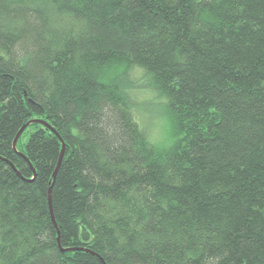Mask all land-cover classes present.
I'll return each instance as SVG.
<instances>
[{"label":"trees","instance_id":"1","mask_svg":"<svg viewBox=\"0 0 264 264\" xmlns=\"http://www.w3.org/2000/svg\"><path fill=\"white\" fill-rule=\"evenodd\" d=\"M0 264H264V0H0Z\"/></svg>","mask_w":264,"mask_h":264},{"label":"rangeland","instance_id":"2","mask_svg":"<svg viewBox=\"0 0 264 264\" xmlns=\"http://www.w3.org/2000/svg\"><path fill=\"white\" fill-rule=\"evenodd\" d=\"M142 72L137 71L132 75L139 91L135 93L137 117L142 126L146 129L150 139L157 145L168 148L172 144L173 138L170 131V120L168 112L162 99L157 95L149 84L150 80L142 77ZM30 130L26 132L21 141L28 140Z\"/></svg>","mask_w":264,"mask_h":264},{"label":"water","instance_id":"3","mask_svg":"<svg viewBox=\"0 0 264 264\" xmlns=\"http://www.w3.org/2000/svg\"><path fill=\"white\" fill-rule=\"evenodd\" d=\"M32 122H39V123H42L48 127H50L57 135L58 133L47 123L45 122L44 120H41V119H32L30 121H28L26 124H24V126L19 130V132L17 133L16 137L14 138L13 140V147L16 149V144H17V140L19 138V136L21 135V133L25 130V128ZM59 136V135H58ZM59 138L61 139L62 141V152L60 154V157L58 159V162H57V165H56V168L53 172V175H52V180H51V185H50V188H49V205H50V212H51V216H52V219L54 221V223L56 224V219H55V216H54V211H53V206H52V187H53V184H54V181H55V178H56V175H57V172H58V169L60 167V164L62 162V159H63V155H64V150H65V144H64V141L62 140V138L59 136ZM34 172H35V169L33 168ZM73 249H78V248H67V249H64L63 251H67V250H73ZM80 249H85V248H80Z\"/></svg>","mask_w":264,"mask_h":264}]
</instances>
